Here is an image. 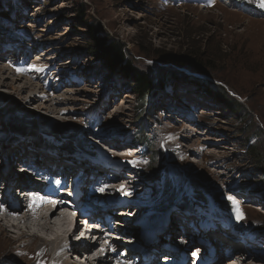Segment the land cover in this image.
Instances as JSON below:
<instances>
[{"label":"rangeland","instance_id":"1","mask_svg":"<svg viewBox=\"0 0 264 264\" xmlns=\"http://www.w3.org/2000/svg\"><path fill=\"white\" fill-rule=\"evenodd\" d=\"M245 2L0 0V119L3 125L24 131H0V153L7 157L21 149L28 151L26 156H33L32 151L51 152L56 161L48 163L52 169L57 163L70 164L68 158L74 161L77 157L85 159L86 154L98 159L106 156L112 168L125 174L120 180L110 178L108 182L135 184L141 193L140 206L157 209L155 205L162 201L169 215L183 214V218L178 215L180 221L193 215L187 216L175 207L176 203L184 207L199 198L196 205L208 208L215 216L216 208L226 212L233 207L234 229L220 223L207 209L203 213L210 227L216 231L220 227L226 233V239L219 237L223 244L235 239L243 248V236L256 232V226L264 223V172L255 159V155L264 159V0ZM89 24L101 25L100 32L123 43L127 57L152 78L172 77L159 98L150 95L141 105L131 81L107 73L89 50L93 47ZM196 50L202 52L198 58L206 65L203 72L172 61H158L160 57L175 60L183 55L189 59ZM23 66L27 70L20 72ZM38 77L52 89L46 91L38 84ZM198 77L222 85L242 106L233 109L225 101L215 100L195 82ZM34 124L42 127L44 140L65 146V151L34 144L25 134L36 128ZM50 132L60 137L56 139ZM112 137L127 143L124 152L113 150L117 141ZM141 141L151 151L161 150L164 161L155 162L163 169L162 183L148 176L150 153L144 151L146 146L139 145ZM98 143H102L101 149H97ZM248 145L254 146L251 153ZM56 154L64 159H57L62 155ZM13 164L11 173H16L20 165ZM127 170H135V176ZM106 174L103 170L102 175ZM250 196L251 202H246ZM217 197L228 201L223 209L218 208ZM180 199L186 202L182 204ZM233 200L243 215L240 220ZM164 215L155 213L152 223L160 225ZM144 226L136 224L135 231L146 230ZM169 227L174 228L172 223ZM150 228L154 233L157 226ZM23 229L8 227L5 234L0 226V264H52L55 257L47 255L45 248H32L39 237L32 238V247L29 238L15 239ZM258 235L264 245V235ZM259 251L253 257L264 259V249ZM177 264L185 261L179 258Z\"/></svg>","mask_w":264,"mask_h":264},{"label":"bare ground","instance_id":"2","mask_svg":"<svg viewBox=\"0 0 264 264\" xmlns=\"http://www.w3.org/2000/svg\"><path fill=\"white\" fill-rule=\"evenodd\" d=\"M23 64L27 66L25 61ZM26 66H23L20 72L26 71ZM28 73L29 70L26 75ZM37 80L39 85H44L46 91L52 89L51 87L48 89L50 83H45L39 77ZM53 90L56 91L57 87H53ZM116 139H114L115 142L118 140ZM118 141L113 143L112 146H117L113 150L124 152L127 143ZM27 145L29 148H35V145ZM51 146L65 151L59 147L60 145L52 144ZM98 148H102V143L97 144ZM22 151L24 154L20 156ZM41 151L44 154L32 151L31 153L34 154L33 156L28 155L30 157L26 156L28 154L26 149H21L15 156L7 155L6 157L4 152L0 153V208H2L0 209V226L3 227L5 234L8 227L18 228V230L23 229V227L26 228L27 231L25 232L23 229L22 232L20 231V236L15 239L29 238L30 240H26L31 244L30 247L33 245L32 238L39 237V243L32 248H45L44 252L47 255L55 257L52 264L55 262L77 264L71 261L74 255L79 258L84 255L86 257L82 262L84 264H117L121 261L127 264H176V258L180 255L187 257V264H264L262 257H253L254 252H251V249H241L240 241L231 239L225 246L222 245L224 241L219 237L215 240L211 239L212 235L217 234L214 228L206 227L202 231L204 235L198 236L190 235L188 230L185 232L178 230V222L180 221L178 215H182L183 218V214L179 211L177 215L175 212L170 213L169 220L165 223L157 224L154 233H150L151 228H143L146 230L141 232L135 231V218H130V216L141 208L139 205L141 193L136 191L135 184L134 186L127 183L108 185L97 182L96 175H102L103 170L95 172L99 167V161L97 162L96 159L87 157L82 160L84 163L81 164L78 162L79 159L72 161L68 158L67 161L70 164L57 163L58 166L51 175L39 174L37 175L38 179L36 178L33 182L28 181L27 175L22 174L26 171L25 169H22L20 173L19 171L11 173L13 163L17 165L24 158L27 164L42 165L44 169L47 167L52 170L48 163L55 164L56 161L50 156L52 155L51 152ZM122 155L131 156L133 154L122 153ZM57 157L60 159V157L63 158V155ZM77 165L81 167L83 174L90 173L91 175L81 177L78 173H74L68 180L69 173ZM107 169L108 167L104 168V170ZM59 170L64 173L60 178H57L55 173ZM109 172L113 173L114 171ZM118 175L119 180L125 176L124 173ZM20 179H24L25 182ZM112 183L116 182L112 181ZM24 186L27 188L24 189L25 191L32 190L33 195L32 193L27 194L32 195L31 197H22L17 194L19 189ZM121 186H123V191H121ZM101 189L103 190L101 191ZM33 196H39L42 199L33 201ZM121 201L125 203H119ZM6 203L7 208L4 207ZM101 216H110L111 222L115 226L114 230L109 222L99 220ZM190 218L192 221L195 219L194 217ZM171 223L174 228L169 227ZM180 224L182 225V223ZM20 225L23 226L20 227ZM80 231H82L81 234ZM88 232H92L91 236L88 235ZM44 234L50 237L46 238L47 235H45L44 238ZM176 234L179 235V238L174 239ZM78 235L79 237H77ZM219 235H225V232H220ZM71 238L73 242L70 241ZM86 238L94 240L87 241ZM183 239L186 242H183ZM181 240L183 243L180 242ZM242 240L246 241L245 244L250 245L257 239L256 237L245 236ZM164 246H170V248ZM30 247H27L28 250H31ZM261 247L264 245L257 244L255 249L260 250ZM95 251L97 252L96 259H93L92 256L87 258ZM72 252L74 255L71 254ZM69 255H71L70 260Z\"/></svg>","mask_w":264,"mask_h":264},{"label":"trees","instance_id":"3","mask_svg":"<svg viewBox=\"0 0 264 264\" xmlns=\"http://www.w3.org/2000/svg\"><path fill=\"white\" fill-rule=\"evenodd\" d=\"M236 2L241 1V3H246L245 0H233ZM248 6H253V5H248ZM100 26L101 25H90L89 24V29H90V38L91 41L93 43V47L89 48L90 52L93 54L94 57H96V59L98 60V62L102 65V67H104V69L107 71V73L109 74H114L117 75L121 78H125L129 81L132 82L133 88H134V92L137 94L138 99L140 100V104L143 105L148 96H152L153 99H157L159 98L160 92L163 88L165 87H169V85L171 84L172 81V77L170 76H160L156 78H152L151 76H149L146 71L144 69H141V67L137 66L134 64L133 59H129L126 55V48L125 45L115 39L110 38L107 34L100 32ZM204 52V51H203ZM202 52H200L199 50L194 51L193 53H191L190 58L186 59V57L183 56H178L175 58V60H170L169 58H165V57H160V59H158V61L161 62H175L177 63L179 66H188L191 69H193L194 72H203V68L206 65H202L201 63V58H198L199 55ZM159 58V57H158ZM195 82H197L202 88H205L204 90L210 94V96H212L215 100L217 101H222V102H226L227 104H230L231 107L233 109H239L242 105L241 102L238 101L237 99L230 97L226 91L222 88V85H218L217 83H215L214 81H211L209 79H200L198 78H194ZM142 109V108H141ZM1 118V117H0ZM3 121L2 119H0V131L2 132V130L4 132H10L11 131H18V133H22L24 131H21V129H17L13 126H7V125H3L2 124ZM36 128L32 129V130H28L27 134L31 140L33 141L34 144L38 143V144H45V146H51L52 144L47 142L46 140H44L43 137V132H41V128L37 126V124H34ZM44 130V129H43ZM42 135V136H41ZM50 135L53 136L54 138H58L60 137V134L54 133V132H50ZM137 137H141V136H137ZM61 141V140H60ZM59 143V142H57ZM64 145L68 144L67 142H63ZM60 145V144H58ZM140 146H146L144 148V151L149 152V156H147V160L149 162V166H148V176L153 179V181H157L162 183L161 180V172L163 171L161 166H158V164H156L155 159L156 160H162L164 161L162 158V153L161 150H154L151 151L148 147V144L141 141L139 143ZM44 146V145H43ZM61 147L62 150L66 149L65 146H59ZM254 148L253 145H248L247 146V151H249V153H251V150ZM72 150L70 148H67V151ZM163 151V150H162ZM255 159L258 163H260L261 165L258 166V168L264 172V159L262 156L260 155H255ZM163 165V164H162ZM163 191V190H162ZM159 192V190H158ZM157 192V193H158ZM162 193V192H161ZM183 196V193H182ZM182 198V197H181ZM202 199H204L201 196ZM218 199V197H217ZM181 202H183L182 204H184L186 202V200L184 199H180ZM199 198H195L193 200L192 203L190 204H185L184 208L186 209H191L195 206H199L196 205L199 202ZM217 202V206L218 208H224L227 204L228 201L225 199H221V200H216ZM166 203L162 202V201H158V203L155 205V207L157 209H161L164 210V207ZM176 205H179L176 203ZM181 206V205H179ZM200 207V206H199ZM230 209H227L226 213L229 212ZM229 219V218H227ZM264 224V223H263ZM263 224H259V226L256 228H258V232L259 234L264 235V225Z\"/></svg>","mask_w":264,"mask_h":264},{"label":"snow or ice","instance_id":"4","mask_svg":"<svg viewBox=\"0 0 264 264\" xmlns=\"http://www.w3.org/2000/svg\"><path fill=\"white\" fill-rule=\"evenodd\" d=\"M103 189H101V191H102ZM124 189H123V186H121V191H123ZM40 199H42L41 197H39V196H33V201H37V200H40ZM229 199L231 200L232 198L231 197H229ZM233 202V204L236 206V215H237V219L238 220H240V219H242L243 218V215H242V213L240 212V210H239V206L238 205H236V202L233 200L232 201Z\"/></svg>","mask_w":264,"mask_h":264}]
</instances>
